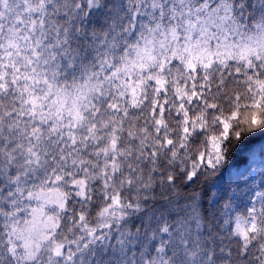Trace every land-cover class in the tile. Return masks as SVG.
Instances as JSON below:
<instances>
[{
	"label": "snow or ice",
	"instance_id": "6c2138e0",
	"mask_svg": "<svg viewBox=\"0 0 264 264\" xmlns=\"http://www.w3.org/2000/svg\"><path fill=\"white\" fill-rule=\"evenodd\" d=\"M0 264H264V0H0Z\"/></svg>",
	"mask_w": 264,
	"mask_h": 264
}]
</instances>
